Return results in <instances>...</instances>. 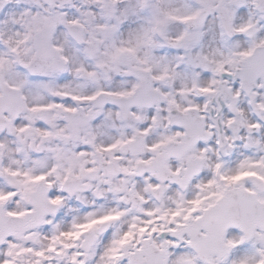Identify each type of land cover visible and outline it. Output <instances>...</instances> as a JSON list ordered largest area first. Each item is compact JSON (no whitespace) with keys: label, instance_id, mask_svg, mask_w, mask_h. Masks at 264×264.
Returning a JSON list of instances; mask_svg holds the SVG:
<instances>
[{"label":"snow or ice","instance_id":"6c2138e0","mask_svg":"<svg viewBox=\"0 0 264 264\" xmlns=\"http://www.w3.org/2000/svg\"><path fill=\"white\" fill-rule=\"evenodd\" d=\"M0 264H264V0H0Z\"/></svg>","mask_w":264,"mask_h":264}]
</instances>
